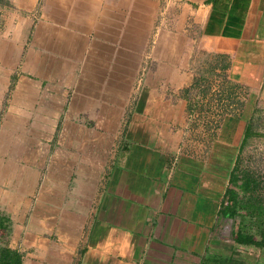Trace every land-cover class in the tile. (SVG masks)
Wrapping results in <instances>:
<instances>
[{"label": "crops", "instance_id": "crops-1", "mask_svg": "<svg viewBox=\"0 0 264 264\" xmlns=\"http://www.w3.org/2000/svg\"><path fill=\"white\" fill-rule=\"evenodd\" d=\"M257 136L264 0L0 2V245L20 264H264L221 212Z\"/></svg>", "mask_w": 264, "mask_h": 264}, {"label": "rangeland", "instance_id": "rangeland-1", "mask_svg": "<svg viewBox=\"0 0 264 264\" xmlns=\"http://www.w3.org/2000/svg\"><path fill=\"white\" fill-rule=\"evenodd\" d=\"M243 147L246 151L234 160L231 169L236 178L227 187L233 189L232 198L236 199L232 200L234 219H225L222 224L227 231L239 228L264 243V137L257 136Z\"/></svg>", "mask_w": 264, "mask_h": 264}, {"label": "trees", "instance_id": "trees-1", "mask_svg": "<svg viewBox=\"0 0 264 264\" xmlns=\"http://www.w3.org/2000/svg\"><path fill=\"white\" fill-rule=\"evenodd\" d=\"M2 0H0L1 2ZM246 176V175H245ZM235 176L233 171L231 170L229 174L228 181L233 182L235 180ZM231 188H226L225 195V204L222 205L221 212L223 214H231L232 211V200H236L232 198ZM248 205H246L247 207ZM262 215V213H259ZM235 240L239 243H257L260 244L261 240H255L250 234L242 233L241 231H237L235 234ZM21 255L16 249L8 248L7 246L0 245V264H20Z\"/></svg>", "mask_w": 264, "mask_h": 264}, {"label": "flooded vegetation", "instance_id": "flooded-vegetation-1", "mask_svg": "<svg viewBox=\"0 0 264 264\" xmlns=\"http://www.w3.org/2000/svg\"><path fill=\"white\" fill-rule=\"evenodd\" d=\"M5 225H6V222H4V220H1L0 219V226H1V228L5 227Z\"/></svg>", "mask_w": 264, "mask_h": 264}]
</instances>
